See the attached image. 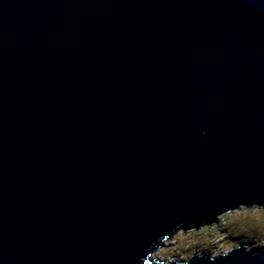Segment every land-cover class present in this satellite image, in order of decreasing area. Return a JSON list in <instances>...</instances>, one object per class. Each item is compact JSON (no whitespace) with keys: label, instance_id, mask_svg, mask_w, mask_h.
I'll return each mask as SVG.
<instances>
[{"label":"water","instance_id":"water-1","mask_svg":"<svg viewBox=\"0 0 264 264\" xmlns=\"http://www.w3.org/2000/svg\"><path fill=\"white\" fill-rule=\"evenodd\" d=\"M248 200L264 0H0V264H160ZM235 248L214 264H264Z\"/></svg>","mask_w":264,"mask_h":264},{"label":"clouds","instance_id":"clouds-1","mask_svg":"<svg viewBox=\"0 0 264 264\" xmlns=\"http://www.w3.org/2000/svg\"><path fill=\"white\" fill-rule=\"evenodd\" d=\"M203 135V132L201 133ZM264 204L256 203L251 200L246 202H237L234 206L226 210L219 211L211 222H200L195 226L176 228L170 233L172 241L165 237L159 241V245L172 244L175 249L174 257L167 260H161L160 264H190L193 260H186L185 255L191 256L188 250L197 246L203 248L202 258L206 257L208 264H214L218 258H224L229 255L234 248L233 244L225 238L224 228L236 234L243 233L249 241L252 248L264 247ZM259 239V244L253 247L255 239ZM241 244H244L243 242ZM154 250L169 251L168 248L160 249V246H154ZM183 250V251H181ZM244 251H249L246 246ZM200 255L196 260L202 259Z\"/></svg>","mask_w":264,"mask_h":264},{"label":"rangeland","instance_id":"rangeland-1","mask_svg":"<svg viewBox=\"0 0 264 264\" xmlns=\"http://www.w3.org/2000/svg\"><path fill=\"white\" fill-rule=\"evenodd\" d=\"M223 230L225 232V238L227 240H229L233 244V247L234 248L240 246V244L242 242L247 243V244L250 243V241L247 239V237L243 233H241V234L238 235L235 232L228 231L227 228H224ZM242 237H244V239ZM240 239H243V241H241ZM254 239H255V243L253 244V246H256V245L259 244V239H257V238H254ZM172 240H173V237L171 238L170 241H172ZM164 248H168L169 251L165 252V251H161V250H156L154 252L155 253L154 256L152 255V257L154 259L157 258L160 261L161 260H167L168 258L174 257L175 249H174V247H173L172 244H164V243H162V246L160 247V249H164ZM181 251H183V250H181ZM188 251L191 252V256H193L195 253L196 254L203 253V248H201L200 246H197V247H195L193 249H190ZM191 256H188L186 254L185 255V259H187V258H189ZM157 259H155V260H157Z\"/></svg>","mask_w":264,"mask_h":264},{"label":"bare ground","instance_id":"bare-ground-1","mask_svg":"<svg viewBox=\"0 0 264 264\" xmlns=\"http://www.w3.org/2000/svg\"><path fill=\"white\" fill-rule=\"evenodd\" d=\"M171 238H172V237H171ZM171 238H170V239L168 238V240L170 241ZM155 251H156V250H155ZM155 251H154V252H155ZM154 252L150 255V257L152 258V260L154 259V258L152 257V255L154 256V254H155ZM191 257H192V256H191ZM189 258H190V257H189ZM189 258H187L186 260H188ZM155 259H157V258H155ZM155 259H154V260H155ZM157 260H158V259H157ZM159 261H160V260H159Z\"/></svg>","mask_w":264,"mask_h":264},{"label":"trees","instance_id":"trees-1","mask_svg":"<svg viewBox=\"0 0 264 264\" xmlns=\"http://www.w3.org/2000/svg\"><path fill=\"white\" fill-rule=\"evenodd\" d=\"M243 239H244V237H242ZM243 239H240L241 241H243ZM244 243V242H243ZM250 243H251V241H250ZM258 244V243H257ZM263 249H264V247H263Z\"/></svg>","mask_w":264,"mask_h":264}]
</instances>
